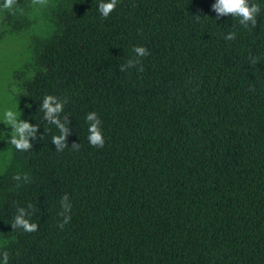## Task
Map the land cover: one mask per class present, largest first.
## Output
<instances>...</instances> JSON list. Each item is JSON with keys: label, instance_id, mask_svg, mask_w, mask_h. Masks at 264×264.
Masks as SVG:
<instances>
[{"label": "trees", "instance_id": "trees-1", "mask_svg": "<svg viewBox=\"0 0 264 264\" xmlns=\"http://www.w3.org/2000/svg\"><path fill=\"white\" fill-rule=\"evenodd\" d=\"M100 2L0 7V104L38 126L20 151L0 116V253L8 264H264V0H250L261 7L251 30L217 18L215 0H119L107 19ZM134 46L150 53L144 70L121 72ZM47 95L67 101L63 151ZM93 111L103 148L87 140ZM21 207L37 231L12 230Z\"/></svg>", "mask_w": 264, "mask_h": 264}, {"label": "clouds", "instance_id": "clouds-1", "mask_svg": "<svg viewBox=\"0 0 264 264\" xmlns=\"http://www.w3.org/2000/svg\"><path fill=\"white\" fill-rule=\"evenodd\" d=\"M48 0H31L33 5H38L41 7L47 6ZM18 0H3V5L0 6L3 9H13L16 6ZM119 0H101L98 4V11L102 17L107 19L109 15L115 11ZM212 10L217 14V18L222 16H234L239 18V23L248 30L255 28L257 25V16L261 11L259 4L251 2L250 0H215L212 4ZM23 12V9H20ZM195 18L199 19V16ZM236 33L230 32L225 35V40H235ZM132 51L135 53V58H129L127 62L119 66L121 72L127 71L129 68L136 67L137 71L142 72L143 65L140 61V57H145L149 55L147 48L143 46H134ZM258 62V58L253 57L250 60V65L255 66ZM67 101H61L53 95H47L43 99L42 110L44 111V120L50 124L56 125L59 129L60 134L52 137V143L56 146V151H63L67 145L65 143V138L68 135L67 124L69 122L68 116L60 118V114L63 112L64 103ZM6 122L11 127V132L13 133L10 142L15 146L17 150L27 151L31 149V144L29 142V137L35 138L37 127L32 125L25 120H17L16 114L8 110L4 114ZM86 123H88V133L87 140L89 144L94 148H103L105 145V139L102 132V121L98 117L96 112H89L85 117ZM73 150H79V143H73L71 145ZM15 180H19L20 176L14 177ZM25 179L27 177L25 176ZM62 211L58 213L59 216L63 217V220L58 223V227L63 230L64 225L70 223L71 221V208L72 205L69 200V196L64 194L60 201ZM33 206L28 205L31 209ZM32 213L26 212L25 208H17V214L14 217V221L11 223L12 230L17 228L22 229L25 232H35L38 230V225L36 223L30 222V216ZM2 256V262L0 264H8L9 253L8 251H3L0 253Z\"/></svg>", "mask_w": 264, "mask_h": 264}, {"label": "rangeland", "instance_id": "rangeland-1", "mask_svg": "<svg viewBox=\"0 0 264 264\" xmlns=\"http://www.w3.org/2000/svg\"><path fill=\"white\" fill-rule=\"evenodd\" d=\"M7 69H10V67H7ZM6 70L2 69V67H0V90L2 91L1 94H2L3 98H4V95H5V87L3 88V86L5 85L6 81L8 80L7 77L9 75ZM8 110L9 109H7L6 107H3V104H0V116L1 117H3L5 112L8 111Z\"/></svg>", "mask_w": 264, "mask_h": 264}]
</instances>
